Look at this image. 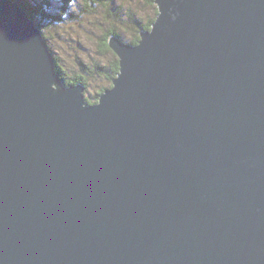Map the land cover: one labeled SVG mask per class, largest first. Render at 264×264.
Listing matches in <instances>:
<instances>
[{"label": "water", "instance_id": "1", "mask_svg": "<svg viewBox=\"0 0 264 264\" xmlns=\"http://www.w3.org/2000/svg\"><path fill=\"white\" fill-rule=\"evenodd\" d=\"M153 2L90 103L0 0V264H264V0Z\"/></svg>", "mask_w": 264, "mask_h": 264}, {"label": "rangeland", "instance_id": "2", "mask_svg": "<svg viewBox=\"0 0 264 264\" xmlns=\"http://www.w3.org/2000/svg\"><path fill=\"white\" fill-rule=\"evenodd\" d=\"M60 1L62 3L54 0H42L44 6L47 4L52 5L49 7L48 11L52 12L54 16L58 13L57 16L59 19L56 24H49L44 27L41 35L47 47L50 50H54V54L51 55L55 60V63L59 67L63 65V71L64 69H68V73L73 72V70L69 68L74 66V64L79 67H82L80 65H83L84 67L92 68L95 62L104 64L109 63L111 57L110 54L100 55L98 53L99 37L107 27L110 31L117 27V31L123 36L122 41H125L124 39L132 40L129 31L131 23L128 22L129 11L131 9L136 10L137 17H143L144 20H146L145 15L152 14L150 7L146 4L145 0H74L72 3L71 0H68V6L70 5L69 9L75 14L63 17L62 14L65 13L64 11H66V9L63 10V6L61 5L66 6L67 2L66 0ZM89 1L98 5L97 10L95 11L92 8L89 10L88 15H83L82 9L88 10ZM152 4L155 6L153 0ZM101 10L102 13L103 10L109 11L111 16L113 15L119 21V24L116 25L115 21L109 20L107 24L103 23L100 16ZM31 12L33 13V17L39 24H41L39 22V17L36 15L37 9ZM40 13L41 10L39 9L37 14ZM156 15L157 11L155 12V16ZM72 18H76V20L73 21ZM150 25L151 23L149 24V27ZM99 76L102 77L103 74H100ZM99 76L93 77L89 90L90 92L99 85L107 86L109 84ZM64 81L67 83L65 79ZM76 83L77 82L72 81L69 82V84Z\"/></svg>", "mask_w": 264, "mask_h": 264}, {"label": "trees", "instance_id": "3", "mask_svg": "<svg viewBox=\"0 0 264 264\" xmlns=\"http://www.w3.org/2000/svg\"><path fill=\"white\" fill-rule=\"evenodd\" d=\"M30 2L33 3V10L37 9L36 15L39 17L40 19V25L38 24L37 20L33 17V15H30V17L35 21L36 25L41 29V32L43 31L44 27H46L49 24H56L58 22V16L56 13L55 16L52 14V12H49V7H51L52 5H46L44 6V4L42 3V0H29ZM54 1H59L60 0H54ZM68 0H66L67 2ZM74 0H71V3ZM69 2V1H68ZM68 2L67 5H61L63 6L62 9H66V11H64L65 13L62 14V16H68V15H73L75 13L71 12L68 6ZM146 4L150 7L152 14L151 15H145L146 16V20H144V18L142 17H137V11L134 9H131L129 11V16H128V22L131 23V26H129V31L131 33V39L130 43H136L139 39V33L140 30L142 29V27L148 29L149 28V24L153 21L154 17H155V12H156V8L155 6L152 4V0H145ZM62 3V2H61ZM98 5L92 1H89V8L88 10H84L82 9L83 15H88L89 14V10L90 9H94L95 11L97 10ZM39 9L41 10L40 14H37ZM62 10V11H63ZM61 11V12H62ZM77 15V14H76ZM94 15V14H93ZM80 16V15H78ZM101 16V20L103 23L107 24L108 20L109 21H115V24L118 25L119 21L112 15L111 13L107 10H101L100 13ZM108 17V18H107ZM72 20H76V18H72ZM143 25V26H142ZM113 26V23H112ZM113 34H119L121 35L118 31H117V27L113 28L111 31L108 29V27L103 30L102 35L99 37V43H98V53L100 55H106V54H110V61L108 64H104V63H99V62H95L94 66L92 68L89 67H84L83 65H80L82 67H79L77 65L74 64V66L72 67H66L69 69H72L73 72H71L72 76L66 72H63V65H61L60 67V71H61V76L67 81V83L69 82H81L86 91H88L90 93V97L87 98V100L90 103H94L96 101V97L98 96L99 93H101L103 91L104 88H106L105 85H99L97 86L92 92H90V86L92 84V79L93 77H98L100 74H103V76H99L102 80H104L107 83H111V80L115 77L117 71H118V61L117 58L115 57V54L113 53V51L110 49L109 45H108V37L109 35ZM103 42V43H102ZM124 42V41H123ZM108 46V47H106ZM107 51V52H106ZM110 51V52H109ZM113 55V56H112ZM87 78V79H86ZM108 84V85H109ZM107 85V86H108ZM91 99V100H90Z\"/></svg>", "mask_w": 264, "mask_h": 264}, {"label": "bare ground", "instance_id": "4", "mask_svg": "<svg viewBox=\"0 0 264 264\" xmlns=\"http://www.w3.org/2000/svg\"><path fill=\"white\" fill-rule=\"evenodd\" d=\"M108 18V17H107ZM98 40V39H97ZM103 43V42H102ZM120 44H124V43H120ZM124 46H126V45H124ZM106 47H108V46H106ZM49 49V48H48ZM49 52L51 53V54H54L53 52H54V50H50L49 49ZM107 52V51H106ZM110 52V51H109ZM114 53V52H113ZM116 57V56H115ZM55 61V60H54ZM63 69V68H62ZM63 72H66V73H68L69 71H68V69H64V71ZM68 74H70L71 76H72V74L71 73H68ZM59 75H60V77H61V79H63V77L61 76L62 74H61V72L59 73ZM87 79V78H86ZM61 85V84H60ZM70 86H72V87H76L77 85H78V83H76V84H69ZM54 86V85H53ZM62 86V85H61ZM86 96V95H85ZM91 100V99H90ZM88 101V100H87Z\"/></svg>", "mask_w": 264, "mask_h": 264}, {"label": "clouds", "instance_id": "5", "mask_svg": "<svg viewBox=\"0 0 264 264\" xmlns=\"http://www.w3.org/2000/svg\"><path fill=\"white\" fill-rule=\"evenodd\" d=\"M123 37V36H122ZM127 40V39H126ZM130 41V40H129Z\"/></svg>", "mask_w": 264, "mask_h": 264}]
</instances>
